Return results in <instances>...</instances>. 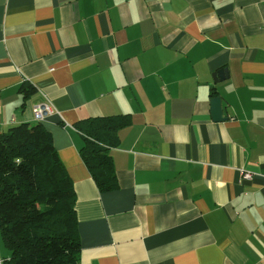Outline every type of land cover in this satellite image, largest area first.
I'll use <instances>...</instances> for the list:
<instances>
[{
    "label": "crops",
    "instance_id": "1",
    "mask_svg": "<svg viewBox=\"0 0 264 264\" xmlns=\"http://www.w3.org/2000/svg\"><path fill=\"white\" fill-rule=\"evenodd\" d=\"M120 115L101 192L75 127ZM23 123L73 182L83 264H264V0H0V136Z\"/></svg>",
    "mask_w": 264,
    "mask_h": 264
},
{
    "label": "trees",
    "instance_id": "2",
    "mask_svg": "<svg viewBox=\"0 0 264 264\" xmlns=\"http://www.w3.org/2000/svg\"><path fill=\"white\" fill-rule=\"evenodd\" d=\"M34 88L22 87L25 97ZM126 115L90 118L76 125L80 154L101 192L117 179L111 150ZM76 193L51 134L41 123H23L0 136V232L5 264H83L77 237Z\"/></svg>",
    "mask_w": 264,
    "mask_h": 264
},
{
    "label": "built area",
    "instance_id": "3",
    "mask_svg": "<svg viewBox=\"0 0 264 264\" xmlns=\"http://www.w3.org/2000/svg\"><path fill=\"white\" fill-rule=\"evenodd\" d=\"M35 118L38 121H43V118L47 115H51L55 112L53 106L50 103L39 104L34 107ZM241 175L244 179H252L253 175L247 171H241Z\"/></svg>",
    "mask_w": 264,
    "mask_h": 264
},
{
    "label": "water",
    "instance_id": "4",
    "mask_svg": "<svg viewBox=\"0 0 264 264\" xmlns=\"http://www.w3.org/2000/svg\"><path fill=\"white\" fill-rule=\"evenodd\" d=\"M226 73V71H221L218 73L219 77L221 79H224L223 74ZM215 82H217V79H215ZM212 105V116L213 120L218 122V121H223L224 116H223V109H222V101L220 97H216L212 99L211 101Z\"/></svg>",
    "mask_w": 264,
    "mask_h": 264
}]
</instances>
